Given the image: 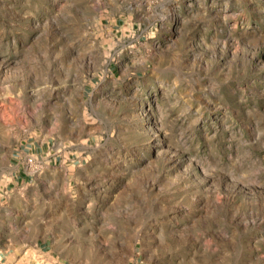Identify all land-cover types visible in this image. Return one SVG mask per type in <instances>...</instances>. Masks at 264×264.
<instances>
[{
    "label": "rangeland",
    "instance_id": "1",
    "mask_svg": "<svg viewBox=\"0 0 264 264\" xmlns=\"http://www.w3.org/2000/svg\"><path fill=\"white\" fill-rule=\"evenodd\" d=\"M0 188V264H264V0H0Z\"/></svg>",
    "mask_w": 264,
    "mask_h": 264
},
{
    "label": "crops",
    "instance_id": "2",
    "mask_svg": "<svg viewBox=\"0 0 264 264\" xmlns=\"http://www.w3.org/2000/svg\"><path fill=\"white\" fill-rule=\"evenodd\" d=\"M20 164H21V162H20ZM20 164L18 166H17V164L13 166L14 171H15L13 178L15 180L14 181L11 180V181L13 184L15 182L19 186H22L25 191H23V192H19V191L18 192H12V194H11L12 196L8 195V197H11V198L20 197L23 201L28 202V201H32V200L39 199V198L40 199L45 198L44 192L46 193V197L51 196V194L53 193V190L58 185V183L54 180V178L52 176H48L46 174H41L38 177L31 176L30 174H28L26 172V170L24 168L22 169L23 166L21 167ZM34 181L35 182L38 181L40 184H39V188H37V190L33 192L32 191L33 186H31V183H33ZM29 187H30V189H29ZM27 189H29L30 191H26ZM0 190H1V188H0ZM16 193H19V194H17V196H16ZM14 210H17V209H14ZM17 213L18 212L15 211V212H13V215L16 216ZM5 217H6V215L0 209V226L5 223L4 222ZM16 224H21V220L16 221Z\"/></svg>",
    "mask_w": 264,
    "mask_h": 264
},
{
    "label": "built area",
    "instance_id": "3",
    "mask_svg": "<svg viewBox=\"0 0 264 264\" xmlns=\"http://www.w3.org/2000/svg\"><path fill=\"white\" fill-rule=\"evenodd\" d=\"M25 170L28 174H37L44 168V164L33 155H26L23 161Z\"/></svg>",
    "mask_w": 264,
    "mask_h": 264
}]
</instances>
